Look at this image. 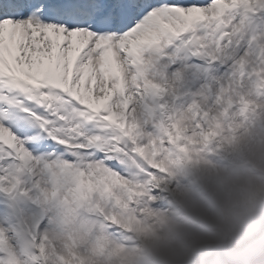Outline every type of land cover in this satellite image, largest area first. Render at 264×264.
I'll return each mask as SVG.
<instances>
[{"label":"snow or ice","instance_id":"obj_1","mask_svg":"<svg viewBox=\"0 0 264 264\" xmlns=\"http://www.w3.org/2000/svg\"><path fill=\"white\" fill-rule=\"evenodd\" d=\"M264 129V0H0V264H126L174 167Z\"/></svg>","mask_w":264,"mask_h":264},{"label":"clouds","instance_id":"obj_2","mask_svg":"<svg viewBox=\"0 0 264 264\" xmlns=\"http://www.w3.org/2000/svg\"><path fill=\"white\" fill-rule=\"evenodd\" d=\"M234 150L251 163L222 178L207 210L170 214L136 233L126 264H264V138H238ZM208 213H212L209 215Z\"/></svg>","mask_w":264,"mask_h":264},{"label":"rangeland","instance_id":"obj_3","mask_svg":"<svg viewBox=\"0 0 264 264\" xmlns=\"http://www.w3.org/2000/svg\"><path fill=\"white\" fill-rule=\"evenodd\" d=\"M248 135L254 139L264 138V129H251L243 132L239 137ZM238 137V138H239ZM238 140V139H237ZM237 140L227 143L237 156L244 161L245 165L239 166L228 163L220 154H216L211 148L201 151L193 156L191 160H185L179 167H174L172 172L167 176L164 183L171 186L174 193H180L187 198L186 209L178 207V215H191L196 210H207L210 203L216 198L218 190L222 187V178H235L243 174L247 169L252 168L248 159L234 150ZM256 176L264 175L259 169H254ZM159 194L150 204L152 214L147 217V227L153 223L164 221L170 214V210H174L176 206L169 202L164 195ZM185 207V206H184ZM189 208V209H187ZM211 215L212 213H208ZM132 241L130 245L132 246ZM129 245V246H130ZM130 246V247H131ZM264 259V257H261Z\"/></svg>","mask_w":264,"mask_h":264},{"label":"bare ground","instance_id":"obj_4","mask_svg":"<svg viewBox=\"0 0 264 264\" xmlns=\"http://www.w3.org/2000/svg\"><path fill=\"white\" fill-rule=\"evenodd\" d=\"M211 149L216 152V154H221L226 161H228L231 164H243L244 165V161H242L236 153L233 152V150L229 147V145L227 143L223 144V145H217V146H213L211 147ZM168 181H166L165 183H163L160 187L161 189V194L164 195V198H166L167 200H169L170 203H172L175 207L174 210H170L172 213L173 211L177 212L180 209V207L183 209H186L187 205H186V200L187 198L185 196H182L180 193H174V190L171 189V186L167 183ZM185 206V207H184ZM189 209V208H187ZM157 223H153V225H155Z\"/></svg>","mask_w":264,"mask_h":264}]
</instances>
